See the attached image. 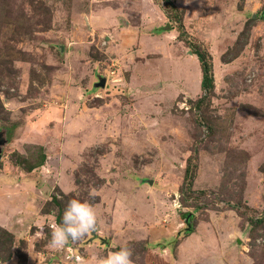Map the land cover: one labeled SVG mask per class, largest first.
<instances>
[{"label":"rangeland","instance_id":"1","mask_svg":"<svg viewBox=\"0 0 264 264\" xmlns=\"http://www.w3.org/2000/svg\"><path fill=\"white\" fill-rule=\"evenodd\" d=\"M71 199L96 231L57 249ZM120 246L264 264V0H0V264Z\"/></svg>","mask_w":264,"mask_h":264},{"label":"clouds","instance_id":"2","mask_svg":"<svg viewBox=\"0 0 264 264\" xmlns=\"http://www.w3.org/2000/svg\"><path fill=\"white\" fill-rule=\"evenodd\" d=\"M90 195L95 196V193L91 192ZM96 225L97 216L92 206L86 201L71 199L64 209L61 223L51 232V243L55 248L63 249L69 240L79 241L96 231ZM131 257L132 250L120 246L119 250L103 258L101 264H132ZM76 259L78 261L79 257Z\"/></svg>","mask_w":264,"mask_h":264},{"label":"trees","instance_id":"3","mask_svg":"<svg viewBox=\"0 0 264 264\" xmlns=\"http://www.w3.org/2000/svg\"><path fill=\"white\" fill-rule=\"evenodd\" d=\"M164 2H167L170 4V0H164ZM173 5V4H172ZM174 7V6H173ZM181 25V24H180ZM182 27V25H181ZM184 33V31H181L180 35H182ZM183 36V35H182ZM185 42L189 45L190 47V43L189 41H186L185 39ZM196 54H197V57L198 59L201 61V65H202V82H201V85L202 87H204L205 89H208L210 88L211 86V83H212V78H211V74H209L210 72V68H209V64L207 63V61L205 60L206 56H205V53H203L202 51H194ZM189 173V168L188 166L186 167L185 169V175H184V180L186 181L187 179V175Z\"/></svg>","mask_w":264,"mask_h":264},{"label":"bare ground","instance_id":"4","mask_svg":"<svg viewBox=\"0 0 264 264\" xmlns=\"http://www.w3.org/2000/svg\"><path fill=\"white\" fill-rule=\"evenodd\" d=\"M146 80V79H145Z\"/></svg>","mask_w":264,"mask_h":264}]
</instances>
